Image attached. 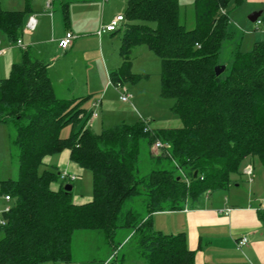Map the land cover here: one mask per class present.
Instances as JSON below:
<instances>
[{"label":"trees","instance_id":"obj_1","mask_svg":"<svg viewBox=\"0 0 264 264\" xmlns=\"http://www.w3.org/2000/svg\"><path fill=\"white\" fill-rule=\"evenodd\" d=\"M228 2L194 0L190 30L179 23L177 0L126 2L122 63L109 78L119 85L134 78L130 55L145 46L160 60L161 96L173 100L178 129L144 132L145 123L138 122L94 134L78 126L87 120L81 101L56 99L46 64L23 52L0 80V124L9 130L10 161L17 167L16 179L0 182L1 195L10 197L9 211L0 214V264H71L73 235L87 231L114 252L134 240L147 264H195L184 236L154 231L150 215L226 190L242 160L256 161L264 172V43L246 52L233 47L230 63L214 74L221 47L232 37ZM28 14L0 7V36L17 42ZM66 126L69 136L60 138ZM156 141L162 148L154 151ZM63 151L90 171V202L76 205L62 186L52 190L58 173H37L46 158ZM258 217L264 222V209ZM117 254L107 264H121Z\"/></svg>","mask_w":264,"mask_h":264},{"label":"crops","instance_id":"obj_2","mask_svg":"<svg viewBox=\"0 0 264 264\" xmlns=\"http://www.w3.org/2000/svg\"><path fill=\"white\" fill-rule=\"evenodd\" d=\"M105 1L53 0L50 8L46 9V0H20L17 9L1 8L8 12L28 9L29 14L18 40L20 45L17 42L10 43L0 36L7 43L4 47L6 52L0 57V77L7 78L11 67L20 64L23 52L27 51L31 57L46 64L47 75L56 99L81 101L82 109L87 114V120L82 119L78 126L84 125L94 134L110 130L120 124L134 125L138 122H145L149 129L180 128L179 119L177 126H168V123L164 122L167 118L157 124L146 122L137 114L131 97L126 103L119 101V95L114 91V84L109 74L117 70L122 63L119 49L120 29L123 22L113 32H102L101 34L98 32L116 15L124 14L126 3L122 8L123 11L112 8V13H108L109 18L105 17L103 9L98 23L95 19V12L99 7L98 2L103 6ZM80 12L83 14L82 17L79 15ZM90 12L93 13V17L89 22L88 16L92 14ZM86 14L87 18H84ZM261 14L262 12H259V17ZM30 18L35 21V27L32 30L27 27ZM261 22L264 23V20ZM66 33L73 34L75 39L70 47L62 50L58 47V41ZM115 37H117V51L114 52L113 49L110 52L108 42ZM106 77L109 84L104 83ZM128 80H133V78L130 77ZM123 84L122 89L128 94ZM56 87L58 91L55 90ZM111 93H115L116 99L111 98ZM94 110L96 116L92 115ZM100 113L103 119L107 114V117L112 116L121 120L110 128H105L103 119L99 121ZM171 113L173 114L172 111ZM97 129L100 132H97ZM69 166L70 164L65 166L68 168V170L66 168L67 171L75 170ZM249 167L251 168L250 164L244 166L245 174ZM251 173L252 168L247 176L249 177ZM249 183L252 184V181L249 180ZM52 185V190L59 187ZM228 188H232L229 189V196H227ZM228 188L224 194L217 193L211 196V193H207L196 203L186 205L177 211L152 213L150 215L152 229L171 236L182 234L187 248L193 252L195 264H264V222L258 217V210L264 209L261 202L264 197L258 206L251 200L238 203L233 200V197L242 192V188L236 181H232ZM242 237H245L248 242L239 251L235 243ZM108 260L109 257L100 263L105 264ZM139 260L147 264L145 260L140 258Z\"/></svg>","mask_w":264,"mask_h":264},{"label":"rangeland","instance_id":"obj_3","mask_svg":"<svg viewBox=\"0 0 264 264\" xmlns=\"http://www.w3.org/2000/svg\"><path fill=\"white\" fill-rule=\"evenodd\" d=\"M19 1L20 0H0V7L3 9H17ZM126 1L127 0H106V3L104 2L103 6H101V3L98 2L99 7L95 12V19H97V22L99 23L103 9L105 11V17L109 18L108 13H112V8L121 10L124 8ZM239 1L240 2L236 4L235 0H229L226 6V11L229 12L228 32L232 37L229 42L226 41L222 45L219 53L218 63L224 67H226L231 61L230 51L233 47L239 46L241 51L246 52L251 49L254 43H264V23L261 22L258 25L255 22H250L248 20V17L251 14L259 12H262L259 17L260 21L264 20V0ZM177 2L180 25L184 26L187 30L192 29L194 27V0H177ZM90 7L92 8V6ZM121 11H123V9ZM79 15L82 17L83 14L80 12ZM92 17L93 13L89 14V22ZM84 18H87V14ZM108 45L110 47V52L113 49L114 52L117 51V37L108 42ZM5 46H7L6 40L4 38H0V57H2L6 52V50H4ZM1 51L3 53H1ZM110 60H112V56H110ZM130 61L131 65L129 69L130 73L134 75V78L133 80H128L124 83L123 87L128 92L127 95L132 98L137 114H139L146 122L150 121L151 124H154V122L157 124L167 118L169 120L166 119L164 122L168 123V126H177V123H179L178 118L171 113L173 100L163 98L161 96V64L159 58L155 54L148 51L145 46H139L134 48L132 51ZM3 78L5 77H0V80ZM104 83L109 84L107 77L104 78ZM121 88L116 89L114 87L115 93L119 95ZM55 90L58 91L57 87ZM115 93L110 94L112 99H116ZM107 116L108 115L106 114L104 119L101 113L99 116V121L103 119L105 128H110L112 125L119 123L121 120L115 119V117L112 116ZM69 132L70 126L64 127L60 130V138H67L69 136ZM97 132H100V130L97 129ZM9 148V130L6 125L0 124V182L9 179H16L17 177V167L10 161ZM155 150L156 149H154V151ZM144 163L145 161L142 163L143 170L149 169L148 164L146 165ZM69 164V167H73L75 169L74 171L71 169L67 171L68 168L65 166ZM249 164L251 165L252 173L248 177L247 174L243 172V168ZM61 171H67L70 174L74 172L72 173L74 175V179L72 181H62L58 177L52 186H62L63 188L64 185L69 184L71 186L69 197L71 203L80 205L90 202L93 196L92 175L90 171L79 169L77 166H74V164L68 160L67 151H63L57 155L46 158L43 164H41L37 169L38 174L51 172L56 175ZM232 179L233 181H236V183H238L243 190L242 192H239L236 197H233V200L238 203L251 200L256 204V206H258L261 199L264 197V172L260 165L256 161H249V159L242 160L237 173L231 176V180ZM249 180L252 181V184L249 183ZM229 189L232 188L227 189V196H229L230 193ZM225 192L226 190L214 191L211 192V196L217 193L224 194ZM202 197L204 196H201L200 198ZM6 206L7 204L3 201L0 188V214L4 211ZM136 208L140 210L141 204H137ZM122 245L123 247L120 246L119 249L114 252L107 247L105 240L96 233L89 231L77 232L73 235L72 239L73 262L71 264H103L100 263V261L113 256L115 253H118L117 258L122 257L123 264L144 263L142 260H139L134 240L131 239L128 243L124 242ZM91 258H96V260L90 261ZM42 264L52 263L46 262Z\"/></svg>","mask_w":264,"mask_h":264},{"label":"built area","instance_id":"obj_4","mask_svg":"<svg viewBox=\"0 0 264 264\" xmlns=\"http://www.w3.org/2000/svg\"><path fill=\"white\" fill-rule=\"evenodd\" d=\"M52 2H53V0H46L45 8L49 9ZM123 20H124L123 15H121V14L120 15H116L112 20L109 21L108 24H106L105 26L101 27V29L99 30L98 34H101L102 32H113V31H115L117 29L118 25L123 22ZM255 23L259 25L260 24V20H256ZM27 27L29 29H31V30L35 27V21L33 20V18H30ZM73 39H75L73 34L66 33L65 36L58 41V47L60 49H62V50L67 49L68 47H70ZM17 44L20 45V42L17 41ZM113 86L116 89H119V88L122 87L119 84H114ZM118 98H119V101H121L122 103H126V102H128V99L130 98V96L127 95L124 92V90L121 88V92H119V97ZM92 115L96 116V111L95 110L93 111ZM143 123H145V122H143ZM149 130H150L149 127L145 123L144 132L149 131ZM153 148L157 150V149L162 148V145L158 141H156L154 143V145H153ZM250 171H251V168L250 167L247 168L246 174L249 175ZM58 177L62 181H66V180L72 181L74 179V175L68 173L67 171L59 172L58 173ZM3 201L7 204V206L4 208V212H8L9 208H10L9 207L10 197L9 196H4L3 197ZM261 202L264 205V198L262 199ZM0 224L3 225V222L1 221ZM247 242L248 241H247V239L245 237L240 238L235 243L236 249L240 251L244 246H246Z\"/></svg>","mask_w":264,"mask_h":264},{"label":"water","instance_id":"obj_5","mask_svg":"<svg viewBox=\"0 0 264 264\" xmlns=\"http://www.w3.org/2000/svg\"><path fill=\"white\" fill-rule=\"evenodd\" d=\"M259 17V13H253L248 17V20L250 22H256V20ZM225 67L224 66H216L214 67V74L215 76H219L223 71H224ZM196 174V173H195ZM63 190L64 192H70L71 190V186L69 184H66L63 186Z\"/></svg>","mask_w":264,"mask_h":264}]
</instances>
